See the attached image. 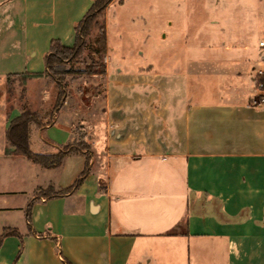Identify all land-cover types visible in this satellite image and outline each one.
<instances>
[{
	"label": "crops",
	"instance_id": "crops-1",
	"mask_svg": "<svg viewBox=\"0 0 264 264\" xmlns=\"http://www.w3.org/2000/svg\"><path fill=\"white\" fill-rule=\"evenodd\" d=\"M93 2L0 0V235L19 233L0 264H264V0H173L161 55L134 48L128 0L112 2L103 117L86 125L97 159L46 168L6 151L22 109L2 85L44 72L51 40L73 45ZM75 122L60 109L32 125L31 149L56 153ZM86 167L77 189L37 195Z\"/></svg>",
	"mask_w": 264,
	"mask_h": 264
},
{
	"label": "rangeland",
	"instance_id": "rangeland-1",
	"mask_svg": "<svg viewBox=\"0 0 264 264\" xmlns=\"http://www.w3.org/2000/svg\"><path fill=\"white\" fill-rule=\"evenodd\" d=\"M124 1L114 0L113 3L119 5ZM172 2L173 0H128V9L122 14V19L125 21L124 28L126 27V32L129 34H127L128 38L135 44V49L144 52L145 55L151 54L152 50L161 55L171 46V44L169 46L163 41V34H168V31L171 30L170 21L176 20V15L171 10ZM107 9L104 13L106 24L109 13ZM131 18L135 20L132 22ZM145 19L148 20V28L145 26ZM147 29H149L148 33L146 32ZM114 31L111 29L112 38L116 37ZM88 61V55L85 52L75 67L83 69ZM2 86L6 89L10 106H17L22 109L23 105L27 104L32 110H38L47 117L54 113L57 90L49 79L12 76ZM62 102L63 104L57 111L61 109L63 114L68 113L76 116V134L73 144L86 145L82 147L85 148L87 154L96 157L91 145L92 136L87 133L86 125L88 123L98 124L103 117L105 77L84 74L76 77L68 76L66 94L62 98ZM45 189L42 190L45 191ZM36 193L38 194L39 190Z\"/></svg>",
	"mask_w": 264,
	"mask_h": 264
},
{
	"label": "trees",
	"instance_id": "trees-1",
	"mask_svg": "<svg viewBox=\"0 0 264 264\" xmlns=\"http://www.w3.org/2000/svg\"><path fill=\"white\" fill-rule=\"evenodd\" d=\"M114 0H94L92 6L85 13L82 19L74 28L75 40L73 45L68 46L62 43L60 39H52L49 52L45 56V71L40 73L14 75L23 78H47L57 90V98L54 106V113L63 104L62 98L66 94L67 77H76L80 74L87 76L105 77L106 74V47H107V28L104 20V13L107 7ZM96 32L94 33V31ZM87 52L89 61L83 69L75 67ZM54 113L43 115L38 110H32L29 105L24 104L21 114L11 121L7 130V140L9 147L7 152L16 156H24L30 161L46 168H56L61 165L64 158L68 155L85 153L89 155L82 147L84 144H73V141L60 146L56 153H39L30 147V129L32 125L44 128L54 121ZM86 146V145H84ZM88 147V146H87ZM87 172L84 170L82 177L78 178L70 187L55 190L48 187L43 191L39 190L38 196L55 197L71 192L79 187L83 176ZM31 205L28 206L27 216L30 218ZM7 235H19L18 231L12 228H6L0 235V246L2 240Z\"/></svg>",
	"mask_w": 264,
	"mask_h": 264
},
{
	"label": "built area",
	"instance_id": "built-area-1",
	"mask_svg": "<svg viewBox=\"0 0 264 264\" xmlns=\"http://www.w3.org/2000/svg\"><path fill=\"white\" fill-rule=\"evenodd\" d=\"M260 45L264 46V41H261ZM257 87L259 88V90L263 91L264 90V81H259L257 83ZM258 102L264 104V93L263 92L260 94Z\"/></svg>",
	"mask_w": 264,
	"mask_h": 264
}]
</instances>
